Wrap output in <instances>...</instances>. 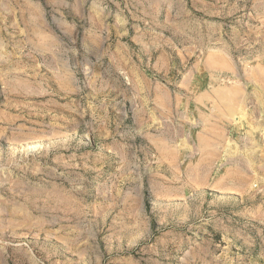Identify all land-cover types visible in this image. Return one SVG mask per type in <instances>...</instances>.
Wrapping results in <instances>:
<instances>
[{"label":"rangeland","instance_id":"1","mask_svg":"<svg viewBox=\"0 0 264 264\" xmlns=\"http://www.w3.org/2000/svg\"><path fill=\"white\" fill-rule=\"evenodd\" d=\"M0 264H264V0H0Z\"/></svg>","mask_w":264,"mask_h":264}]
</instances>
